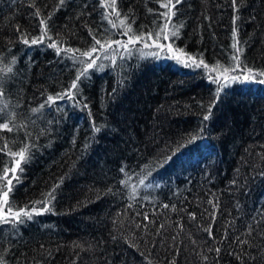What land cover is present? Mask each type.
Listing matches in <instances>:
<instances>
[{
	"label": "trees",
	"instance_id": "trees-1",
	"mask_svg": "<svg viewBox=\"0 0 264 264\" xmlns=\"http://www.w3.org/2000/svg\"><path fill=\"white\" fill-rule=\"evenodd\" d=\"M237 2L183 0L174 9L179 38L163 43L212 71L142 56L138 43L115 65L98 61L103 69L82 78L78 99L57 107L47 96L68 88L81 66L47 37L23 42L42 35L41 19L62 48L88 50L90 32L127 41L125 16L134 32L156 30L167 0H117L120 18L107 8L115 29L102 0H0V123L13 129H0V176L27 145L13 209L55 189L51 211L19 225L0 220L3 264H264V84L226 82L234 73L224 72L233 28L243 63L264 71V0ZM210 76L225 85L219 97Z\"/></svg>",
	"mask_w": 264,
	"mask_h": 264
},
{
	"label": "snow or ice",
	"instance_id": "snow-or-ice-1",
	"mask_svg": "<svg viewBox=\"0 0 264 264\" xmlns=\"http://www.w3.org/2000/svg\"><path fill=\"white\" fill-rule=\"evenodd\" d=\"M61 4L63 3V0H60ZM183 0H175L173 3V0H167V3H160V8L166 9L165 12L160 13V15L164 18V23L161 26L160 24L156 25V30H149L147 32H134L131 24H126V20L128 19L126 16L124 18L121 17V13L118 11L116 4L117 0H111L110 4H104L102 0V7L106 8L105 11V19L108 20V23L112 26L113 29L117 28V24L115 21H113L110 18L109 13L107 12V8H111V13L114 14L119 19V24L123 26L124 31L123 35L127 36V41H119V40H112L111 37H106L103 40L101 38H98L95 34H92L90 32V35H92V38L94 40V44L90 47L88 50H80V49H73V48H62L59 46L58 41H55L52 39L51 36L48 35L47 32V24L44 19L40 20V25L42 26V35L37 39H32L29 41L27 38H24L23 42L25 44L31 43V44H37L38 42L44 40L45 37L48 38L49 41H51L48 44V47L56 49V52L58 55L61 54V52L65 53H71L70 56H68V59L72 61L74 65H80L81 67L77 68L75 78L73 79L71 85L66 88L63 92L56 93L54 95H48L47 96V104L49 106L56 105L58 107V102L68 99V100H77V93L79 91L78 85L82 82V78H88L90 76L91 70H94L95 67H99L100 69H103L104 65L102 63L98 64V61L101 59H111V62L113 65L116 64L117 57L115 54H112L111 57H109V50L111 49L113 53L119 52L120 49H123L125 53L128 55L132 54L133 47L138 44L142 43L143 48L147 49L151 47L148 43L149 40L153 42V45L156 49L163 50L165 47H167L168 51L171 52L173 50V44L169 42L167 45L163 43V41L170 40V37L179 38V28L176 27L174 24L171 23L172 17L175 15L174 9H176V6L181 4ZM233 7H238L237 0H233ZM39 15V12L36 13ZM51 16H49V19ZM171 28V31L169 29ZM232 48L235 50L234 53L231 55V61L233 63L229 64L228 67L224 68V72H232L234 73L230 77L225 75V81H236L240 79L242 76L245 81L252 79L260 84H264V71L254 72L253 69L248 67L245 63H243L241 59V55L243 52V49L239 47V41L237 40V29L233 28L232 33ZM97 45L99 47H97ZM113 45L116 47L113 48ZM133 46V47H130ZM178 52L184 53L183 49H176ZM140 51V54L143 55H155L159 57L162 52H149L145 53L142 49H138ZM186 56L185 66H195L196 68H199L203 66L206 70L212 71L213 69L209 68V64L204 61V59L200 58L197 59V57L187 55ZM165 58H167V55H165ZM120 59H124V56H121ZM177 59H179L177 57ZM187 61H191V65L187 63ZM16 61L15 58L12 59L11 64L6 66L3 71L6 73H12L13 72V66L15 65ZM217 68L221 67L219 63L216 65ZM239 70V71H237ZM247 73V74H245ZM209 80L213 84H217V97L220 95L221 89L225 86L223 84H220L219 82V76L216 78L209 77ZM0 95H3L2 86H0ZM45 107L44 104L40 105V108H33L32 112L36 113L39 112L41 109ZM84 107L87 108L88 105L84 104ZM209 112H211V108L209 109ZM209 119L208 115L204 116V120L207 121ZM11 121L8 123H0V129H4L7 131H12L13 129L9 126ZM94 131L99 132L100 129L95 127V124H93ZM195 139V137H193ZM13 156H18L19 159L15 161L16 167L14 168H4L3 169V176H0V195L3 197V205L7 208L6 214H0V220H3L7 222L9 218L14 221L17 225L22 224L25 222V220H32L34 215H43L46 212L51 211V202L54 199V191H50L47 194V197L42 201H36L32 204V206L29 208L28 206H25L23 208H19L17 210L13 209V206L9 200V195L12 191L13 181L18 180V177L16 176L17 171H22L20 168L21 162L26 161L30 157L29 148L27 145L22 147L20 151L12 152ZM123 172L124 169H121ZM9 172L12 173L11 177H9ZM6 181V183H4ZM141 184H144V180L140 181ZM6 188V190H5ZM209 203H212L211 201ZM39 206V207H38ZM165 207H168V205H165ZM193 215V219H194ZM147 219V217H145ZM139 227V225H137ZM209 233L211 234V231L209 229ZM243 243H247V241H243ZM217 252H219V249H216ZM0 264H3V260H0Z\"/></svg>",
	"mask_w": 264,
	"mask_h": 264
},
{
	"label": "rangeland",
	"instance_id": "rangeland-1",
	"mask_svg": "<svg viewBox=\"0 0 264 264\" xmlns=\"http://www.w3.org/2000/svg\"><path fill=\"white\" fill-rule=\"evenodd\" d=\"M149 44H152V43H149ZM164 44L167 45L168 43H164ZM115 47L116 46L113 45V48H115ZM130 47H133V46H130ZM139 48L144 50L143 46L139 47ZM148 51L149 52H162V54L160 55L161 57L165 58V55H167L166 59L176 61L177 63L185 66L186 57L183 56L180 52L176 51L175 49H173L171 52H169L167 47H165L163 50H160V49H156L155 46L152 44V46L148 48ZM124 53L125 52L123 51V49H120V51L116 52V53H113L111 49L109 50V56L110 57L112 54H115L117 57V56L123 55ZM177 57L179 59H177ZM187 63L189 65H191V61H187ZM11 175H12V173L9 172V177H11ZM6 213H7V210L5 209V206L3 205V197H2V199L0 200V214H6Z\"/></svg>",
	"mask_w": 264,
	"mask_h": 264
}]
</instances>
